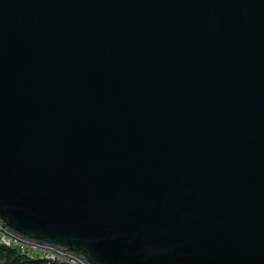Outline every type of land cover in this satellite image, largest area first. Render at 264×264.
Masks as SVG:
<instances>
[{
  "label": "water",
  "instance_id": "95a60500",
  "mask_svg": "<svg viewBox=\"0 0 264 264\" xmlns=\"http://www.w3.org/2000/svg\"><path fill=\"white\" fill-rule=\"evenodd\" d=\"M0 227L264 264V0H0Z\"/></svg>",
  "mask_w": 264,
  "mask_h": 264
},
{
  "label": "built area",
  "instance_id": "2783aa9c",
  "mask_svg": "<svg viewBox=\"0 0 264 264\" xmlns=\"http://www.w3.org/2000/svg\"><path fill=\"white\" fill-rule=\"evenodd\" d=\"M0 245L8 248H16L21 253L30 257H38L48 261H56L64 264H82L76 258L63 254L53 248L40 246L32 242H26L20 238L2 230L0 227Z\"/></svg>",
  "mask_w": 264,
  "mask_h": 264
},
{
  "label": "trees",
  "instance_id": "16d2710c",
  "mask_svg": "<svg viewBox=\"0 0 264 264\" xmlns=\"http://www.w3.org/2000/svg\"><path fill=\"white\" fill-rule=\"evenodd\" d=\"M0 264H64L56 261H48L38 257H30L21 253L16 248H8L0 245Z\"/></svg>",
  "mask_w": 264,
  "mask_h": 264
}]
</instances>
